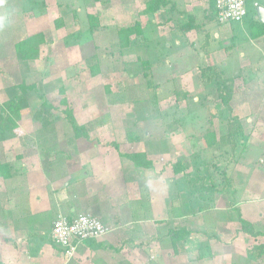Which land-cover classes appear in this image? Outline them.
Segmentation results:
<instances>
[{"label": "rangeland", "instance_id": "rangeland-1", "mask_svg": "<svg viewBox=\"0 0 264 264\" xmlns=\"http://www.w3.org/2000/svg\"><path fill=\"white\" fill-rule=\"evenodd\" d=\"M165 1L156 12L142 15L146 0H0V106L7 100L6 89L24 77L27 84L36 85V97L10 114L18 128L0 140V161L25 151L34 158L28 165L36 168L56 159L59 150L91 153L97 147L121 157L142 150L149 155L150 168L145 170L151 177L161 173L168 177L173 195L182 198L190 217L201 213L202 218L222 219L212 211L217 200L238 196L236 189L252 176L262 157L255 150L264 140V36L251 39L248 24L255 4L264 2L245 0L247 16L242 23L221 25L211 18L214 0ZM193 9L199 10L202 27L183 33L171 17ZM89 16L97 17L96 27L89 26ZM134 23L141 35L131 34L129 46L121 52L117 31ZM38 33L44 37L38 57L17 59L15 44ZM141 64L150 68L156 96L146 89L136 102L111 104L106 87L118 94L124 87L144 84ZM218 77L232 88L227 107L215 92ZM43 101L54 108L48 118L53 123L47 126L35 117ZM66 107L75 123L85 128L87 139H75L62 122ZM233 119L240 123L243 136L231 151L220 146V138ZM209 131L215 135L212 146L203 137ZM178 160L186 169L174 174L172 165ZM241 167L249 168L247 174L239 171ZM224 168L227 182L216 191L212 183L223 184ZM181 230L187 236L176 245L184 246L193 232L177 231ZM113 244L119 249H100L78 261L132 264L131 247H119V240ZM196 245L202 254L203 244Z\"/></svg>", "mask_w": 264, "mask_h": 264}, {"label": "crops", "instance_id": "crops-1", "mask_svg": "<svg viewBox=\"0 0 264 264\" xmlns=\"http://www.w3.org/2000/svg\"><path fill=\"white\" fill-rule=\"evenodd\" d=\"M261 124L264 128V122ZM263 142L255 150L262 157L252 176L236 189L239 195L219 198L212 209L222 214H217L222 216L220 220L202 218L201 213L190 217L164 173L151 177L150 170L135 167L118 153L98 151L97 147L91 153L59 150L56 159L38 163L36 168L28 165L34 158L25 151L12 160L5 158L12 168L6 179L0 177V264H80L78 258L84 259L90 252L113 246L118 250L113 244L118 240L119 247H131L132 264H264ZM248 169L239 171L247 174ZM143 192L148 195V207L139 204ZM169 207L173 212H168ZM232 210L260 235L243 232ZM82 214H90L112 229L99 240L80 243L67 260L51 241L52 222L58 215L72 219ZM161 227L189 229L193 234L184 246L173 245L166 234L158 236ZM196 241L204 246L202 254Z\"/></svg>", "mask_w": 264, "mask_h": 264}, {"label": "trees", "instance_id": "trees-1", "mask_svg": "<svg viewBox=\"0 0 264 264\" xmlns=\"http://www.w3.org/2000/svg\"><path fill=\"white\" fill-rule=\"evenodd\" d=\"M166 4L167 2L165 0H146L145 7L141 13L142 15L152 14L157 10H159L161 7H164ZM210 13L212 15L211 16L212 20L217 22L215 10L213 7ZM198 17H199V10L197 9H193L191 13L176 11V13L172 15L171 21H173L174 26L179 30H181L183 33H187L192 30L199 32L200 31L199 29L202 27V25L198 23ZM58 23L59 25L61 24L60 21H58ZM88 23L90 27H96L97 17L89 16ZM59 25L58 27L61 26ZM117 32L119 37L117 47L121 52L123 49L129 46V36L131 34H136L138 36L141 35L140 26L137 23H134L133 25L128 26L126 28H121ZM249 36L251 39H258L259 37L264 36V24H261L260 22L251 19L249 26ZM43 38L44 37L42 36V33H38L36 35L24 37L23 39L19 40L14 46L15 55L17 59L19 60H23L27 58L36 59L39 54V46L44 42ZM146 63L148 64L147 61ZM96 64L99 65V63ZM142 64H141V71L146 80L143 85L140 86L132 85V86L124 87L122 93H118V94L111 93L108 87L105 88L106 96L108 98L113 99L111 101V104L136 102L139 100V95H141L142 91L146 89H148V94L150 92L149 91L150 89L152 96L153 97L156 96L155 92L157 86L153 85L151 82L150 68L147 64L145 66L144 65L142 66ZM205 80L211 81L210 78H206ZM25 81L26 78L24 77L20 84L12 85L6 89L7 100L0 106V140L13 136L14 131L17 130L18 128L17 123L14 121V119L11 117L10 114L14 111L26 107L36 97V85L27 84ZM215 92L217 96L221 99L222 103L227 107L230 97L232 96V88L231 85L228 84L227 80H224L220 77L216 78ZM61 103L65 104L66 103L65 99H62ZM52 110H54L53 106L43 101L40 105V108L36 112L35 117H38L40 120H43L42 122L45 123L43 125L47 126L50 124V122L53 123V120H50V122H48V118L50 117L51 119L52 117L50 116L51 114L50 112H52ZM63 114L64 117L62 122L64 124L67 123L66 125H68L72 136L75 139H80V138L87 139L85 128L83 126H78L75 123L71 110L66 107L63 111ZM236 136L238 138L234 139V137ZM242 136L243 133L241 132L240 123H238L236 119H233L232 122H229L227 124L226 136L220 138V146L225 145L227 147H230V150L233 151L236 145L240 143L241 141L240 137ZM203 137L205 138L207 146H212L215 144V135L213 131L206 132L203 135ZM129 140H134V139L129 138ZM117 147L118 146L115 144L114 148L117 149ZM146 156L147 154H145V152H141L136 154H128L125 155L124 157H126L129 161H131L134 164V166L137 168L149 169L150 162L147 160ZM11 168H12L11 164L5 162L3 163L0 161V177L6 179ZM172 169L174 174H179L185 171L186 166L183 165V162L178 160L174 162V164L172 165ZM221 172H222V180L220 182L223 184L220 186V185H215L214 182L212 183V187L216 191L219 188H224V184L227 182L224 176L225 168L222 169ZM218 192L221 193V191ZM141 199L142 200L139 202V204L141 206L146 205L148 207V201H147L148 195H146L145 192L142 193ZM143 201H145V204ZM232 212L236 214V220H239V223L241 225V230L243 232H246L248 235H251L253 237L260 235V232L254 231V226L241 219V217L238 215L237 210H232ZM217 214L220 215L221 213L219 212ZM146 217L147 219H150L151 217L150 212ZM181 231L176 232V231L168 230L165 227H162L158 231V236L164 233L166 234L169 242H171L173 245H176V242H180L181 240L184 241L185 237L187 236V232H185L184 230Z\"/></svg>", "mask_w": 264, "mask_h": 264}, {"label": "built area", "instance_id": "built-area-1", "mask_svg": "<svg viewBox=\"0 0 264 264\" xmlns=\"http://www.w3.org/2000/svg\"><path fill=\"white\" fill-rule=\"evenodd\" d=\"M213 8L217 22L221 25L240 24L247 16L245 0H214ZM110 231L109 227L90 214L78 215L72 219L58 215L52 222L50 238L69 260L80 243L99 240Z\"/></svg>", "mask_w": 264, "mask_h": 264}, {"label": "water", "instance_id": "water-1", "mask_svg": "<svg viewBox=\"0 0 264 264\" xmlns=\"http://www.w3.org/2000/svg\"><path fill=\"white\" fill-rule=\"evenodd\" d=\"M254 20L264 24V8L255 4V16Z\"/></svg>", "mask_w": 264, "mask_h": 264}]
</instances>
